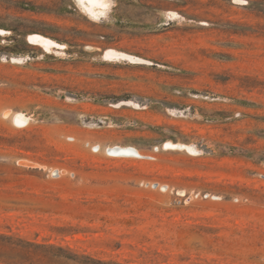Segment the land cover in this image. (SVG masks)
I'll return each instance as SVG.
<instances>
[{"label": "rangeland", "instance_id": "rangeland-1", "mask_svg": "<svg viewBox=\"0 0 264 264\" xmlns=\"http://www.w3.org/2000/svg\"><path fill=\"white\" fill-rule=\"evenodd\" d=\"M111 1L95 20L76 0H0V232L122 262L264 264V0Z\"/></svg>", "mask_w": 264, "mask_h": 264}, {"label": "trees", "instance_id": "trees-1", "mask_svg": "<svg viewBox=\"0 0 264 264\" xmlns=\"http://www.w3.org/2000/svg\"><path fill=\"white\" fill-rule=\"evenodd\" d=\"M0 263L3 264H148L104 259L54 243H41L0 232ZM158 264V263H157Z\"/></svg>", "mask_w": 264, "mask_h": 264}, {"label": "bare ground", "instance_id": "bare-ground-1", "mask_svg": "<svg viewBox=\"0 0 264 264\" xmlns=\"http://www.w3.org/2000/svg\"><path fill=\"white\" fill-rule=\"evenodd\" d=\"M77 4L80 6L82 11L86 12L89 14L90 17L93 19H100L103 16H106L107 13L110 11L112 7V1L111 0H76ZM29 41L32 43L38 44L42 46L44 49L48 50H54L55 47L59 46V43L54 41L53 39L39 34V33H32L29 35ZM106 58L109 57H116L119 59L122 58H127V54L123 52H117L113 49L108 50L105 55ZM21 58L17 57H12L13 61H18ZM10 114V111L5 112V116H8ZM13 121L16 122L17 124L21 125V123H25L29 121V117H27L26 114L23 112H17L13 115ZM175 143H169V145H173L172 147H179L178 149H184L188 148L191 149V146L188 145H183ZM184 147V148H180ZM166 148V147H165ZM107 152L110 155L113 156H137V157H145L143 154H141L140 150L135 147V146H121V145H116V146H110L107 148Z\"/></svg>", "mask_w": 264, "mask_h": 264}, {"label": "built area", "instance_id": "built-area-1", "mask_svg": "<svg viewBox=\"0 0 264 264\" xmlns=\"http://www.w3.org/2000/svg\"><path fill=\"white\" fill-rule=\"evenodd\" d=\"M12 59V57H11ZM191 97L196 99V100H200V101H210V102H213V101H222L224 100L223 98H221V96L219 95H216L214 93H209V92H204V93H193L191 94ZM237 115H240V112L237 113ZM29 117V116H27ZM31 120V117H29V121L25 122V123H21V125L25 126V125H28L29 122ZM60 171L58 170L57 172H53V175L54 176H59L60 175Z\"/></svg>", "mask_w": 264, "mask_h": 264}]
</instances>
